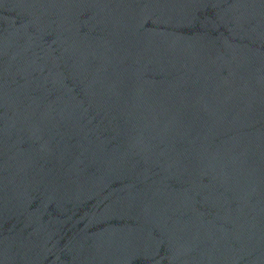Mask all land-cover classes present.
<instances>
[{"label": "water", "instance_id": "1", "mask_svg": "<svg viewBox=\"0 0 264 264\" xmlns=\"http://www.w3.org/2000/svg\"><path fill=\"white\" fill-rule=\"evenodd\" d=\"M0 264H264V0H0Z\"/></svg>", "mask_w": 264, "mask_h": 264}]
</instances>
